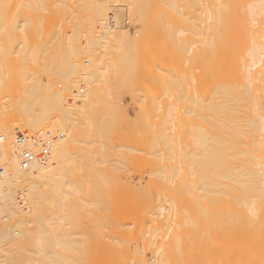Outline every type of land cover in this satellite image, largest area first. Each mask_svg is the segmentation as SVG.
<instances>
[{"label":"bare ground","instance_id":"6f19581e","mask_svg":"<svg viewBox=\"0 0 264 264\" xmlns=\"http://www.w3.org/2000/svg\"><path fill=\"white\" fill-rule=\"evenodd\" d=\"M78 1L83 3V8L88 6L89 11L85 8L86 12L79 14L72 10L71 25L65 33V42H58L65 50L63 67L60 70L62 80L65 77V85L76 73L83 79L79 80L80 84L75 80L77 88L74 90L71 105H64L65 95L61 90H55L52 82H41L33 76L26 78L32 82L24 90L26 99L17 102L18 110L21 108L26 112V116L30 114L31 117H26L27 121L22 118L19 122H9L6 117L12 110L9 111L7 102H0V264H65V261H69L63 252L49 250L50 241L62 245L69 240L64 236L67 231L63 230L65 223L61 214H47L43 207L47 202L57 199L55 194L61 191L62 187L73 186L71 181H75L79 174L82 176L84 168L92 164L107 163L114 149L110 134L116 131L122 122V114L114 95L130 81L129 69L132 61L129 52L136 47V42L132 43L127 28H121L120 12L125 8H112L107 0ZM195 1L124 0L130 5L127 15L138 20L144 15L141 10L148 4L150 7H161L159 4L180 3L191 8L199 2L200 10L198 5L194 7V10L197 8L199 11L195 16L198 22L205 16V13L201 16L200 12L208 10V13L205 11L204 18L209 23V33L206 32L209 38L206 34L205 37L209 39L206 47L210 48V52L207 51V54L210 53V88L209 84L207 85L210 95H205L209 98L206 100L205 97V101L201 99L203 93L202 97H199L200 101L196 99L199 106L197 105L194 111L198 112L197 115L194 113L195 148L192 156L196 172L201 178L198 204L204 208L202 211L207 210L201 214L210 215L212 218L209 216L207 219L213 220V226L208 225L212 227L213 230L209 228V231L213 234L206 231L210 238H213V244L208 242L211 239L207 235L208 244L205 246L208 249H205H210L209 252L215 250L216 253H213V258V254L204 251L201 246L202 239L196 237L192 241L196 240L195 246H201V250L196 253L194 248L195 257L192 255L193 248L190 249L184 244L188 248L185 249L187 253H180L179 249L178 259L170 264H198V258L199 264H209L207 260H211V263L212 259L214 262L211 264H221L219 258L223 256L219 254H223V250L225 258L221 261L224 264H264V0ZM56 4V1L52 3ZM107 12L111 14L107 15ZM1 17L0 15V19ZM193 20L195 21L194 18ZM41 22L46 24V20ZM199 25L194 28H198V32L194 31L202 37L205 32H201L202 26ZM205 27L206 25L203 30ZM23 37L25 38V35ZM57 39L61 42L60 37ZM194 39L200 38L195 36ZM207 39L197 40L200 52L199 56L194 54L199 57L200 62L204 61L200 53L205 51L202 44ZM22 41L24 42L20 45L27 49V42ZM58 43L54 45L53 50L58 48ZM139 43L141 42L138 41ZM6 44V41L0 38V49ZM142 44L145 45L144 41ZM142 44H139V47ZM46 48L49 49L48 46ZM100 49L104 52L107 50L106 55L108 52L111 54L104 57L105 53H101ZM193 49L196 47L192 48V51ZM81 53L85 59L81 57L84 60L82 67L80 65L82 69L78 71V65L81 63L77 64L76 57ZM70 83L68 82L69 85ZM194 85L197 86L195 83ZM196 94L194 98L200 95L198 91ZM207 103L209 107L206 106ZM35 105L38 107L37 111L33 107ZM49 112L59 113L53 122L58 124L60 130L48 129L52 137L49 151L38 156L45 140L34 143L25 138L22 142L14 131L22 128L47 130L42 129V126L51 120ZM40 136L44 138L43 133ZM24 151L37 155L26 167L21 165V154ZM96 167L91 166V170L90 167L88 170L92 172ZM77 169L82 173H76ZM97 169L95 173L86 170L84 175L87 171L89 174H96ZM68 170L71 171L70 174L67 173ZM222 215L224 224L221 225ZM210 220L208 219L209 223ZM51 226L54 230L48 228ZM109 226L108 231L109 228L113 231L112 222ZM98 228L94 230H100ZM97 232L94 231L95 234H98ZM81 233L83 234L81 231L78 235L81 236ZM104 236L106 237L103 232L102 237H94L96 242L101 238L98 242L100 243L107 241ZM220 238L224 241V248L220 244H223ZM104 241L101 243L104 244ZM211 245L215 249L212 250ZM207 254L208 257H213L208 259ZM143 264L169 263L145 261Z\"/></svg>","mask_w":264,"mask_h":264},{"label":"rangeland","instance_id":"374dc122","mask_svg":"<svg viewBox=\"0 0 264 264\" xmlns=\"http://www.w3.org/2000/svg\"><path fill=\"white\" fill-rule=\"evenodd\" d=\"M55 1L57 4L52 5ZM107 1L112 8L120 10L122 7L125 8L120 12L121 28L125 30L127 28L133 40L129 37L130 41L136 42V47L129 52L132 61L129 69L130 81L114 95L122 114V122L120 127L110 134V141L114 146L110 160L107 163L92 164L93 168L96 166L95 169L98 168L96 174H89L91 166L90 170L86 166L88 168H84L83 175L79 174L75 181H71L73 186L62 187L61 191L55 194L57 199L47 202L43 207L47 214H61L65 223L63 230L67 231L64 232V236L66 235L69 240L62 245L50 241L49 250H58L68 256L69 261H65V264H143L145 261L151 263L166 261L170 264L178 259L179 249L182 253L188 248H193L192 255L195 257L201 246L204 251H208L207 253H216L212 245L213 252H209L210 249L206 250L208 247L205 246L209 236L206 231L213 230L209 227L213 226L211 225L213 220H210L212 217L209 215L208 219L211 221L209 223L207 219L209 216L201 214L204 212L202 211L204 208L198 204L201 178L196 172L192 156L195 148L194 118L198 112L194 111L195 107L199 106L197 100L200 101L202 93L204 96L201 99L204 101L205 97L210 95L207 86L210 78L208 69L210 53L207 54V51L210 52V48L206 47L209 44L207 39L209 34H206L209 33L207 27L209 23L204 18L208 10L204 8L207 11H202L203 14L200 12L201 16L204 13L205 16L200 17L203 20L200 19L198 22L195 16L199 11L196 8V13L194 7L198 5L199 8V2L192 5L193 2L191 4L193 8L180 3L159 4L161 7H156L157 5L150 7L148 4L141 10L144 15L138 20L127 15L130 5L124 0ZM38 4L42 5L37 7ZM82 4L78 0H0L2 16L0 38L7 43L0 49V102H7L9 111L12 110L7 113L6 118L9 122H19L22 118L27 121L26 117L30 116L29 113L26 116V112L21 108L18 110L17 105L18 101L26 99L24 90L32 83L26 79L29 76L41 82L47 80L52 82L53 88L61 90L65 95V106H70L73 102L74 90L82 78L76 73L68 81L73 83L70 85L68 82L65 85V77L62 80L60 70L65 56L62 44L71 25L72 10L79 14L85 13L86 9L89 11L88 6L85 9ZM205 5L207 7V4ZM110 14L107 12V15ZM42 19L46 20L45 25L41 24ZM196 22L202 26L201 32H205L202 37L197 33L198 28L194 29L199 25ZM194 35L196 38L208 40L202 44L205 50L204 54L200 53L204 59L202 62L197 57L200 52L197 40L200 39H194ZM132 36L137 38L134 39ZM59 37L61 42L57 41ZM22 40L27 42V49L20 45L24 42ZM138 41L141 42L140 45L144 41L145 45L139 47ZM57 43L58 48L55 47L53 50ZM47 46L50 50L46 48ZM195 47L197 50L192 51ZM100 50L101 53L104 52L103 49ZM106 52L107 50L104 52L105 55L103 54L104 57H109L108 54L111 52L107 53L108 56ZM81 57L85 59L82 53L77 54L76 62L81 63L78 65V71L82 69L84 60ZM194 80L201 81L196 83ZM194 83L199 84L195 86ZM197 91L200 95L194 98ZM207 99L209 98L206 97ZM33 107L37 111V105ZM57 114L59 113L49 112L51 120L46 124L48 126L44 125L42 129L58 130V124L53 122L54 118L58 117ZM18 131L33 133L36 130L22 128L14 132ZM80 169L82 171V168ZM86 170L88 171L84 175ZM78 171L80 170L77 169L76 173ZM70 172L67 171L69 174ZM222 217L223 215L221 221ZM111 222L114 229L111 231L112 228H109V232ZM93 227L96 229L99 227L100 230L97 231L100 232ZM48 228L54 230L52 226ZM90 230L98 234L94 231L91 234ZM81 231L83 234L79 236L78 233ZM103 232L107 241L102 238L104 244L101 243L103 241L98 243L100 238L96 242L94 236L102 237ZM110 236L112 238H109ZM107 237L111 239L110 242ZM196 237L202 239L201 246L196 247V240L192 241ZM212 239L208 242L212 243ZM220 240L224 248V241L221 238ZM224 254L223 250V254L219 255L225 258ZM212 257L210 255L208 259ZM223 257L219 258L221 264ZM197 261L199 264V258ZM210 261L207 260V263L214 262L213 259L211 263Z\"/></svg>","mask_w":264,"mask_h":264},{"label":"built area","instance_id":"2783aa9c","mask_svg":"<svg viewBox=\"0 0 264 264\" xmlns=\"http://www.w3.org/2000/svg\"><path fill=\"white\" fill-rule=\"evenodd\" d=\"M41 133L44 134V138L42 139L41 138ZM17 138L19 140H22V142L26 139H28L29 141H32L34 143L37 142H40V141H43L42 142V145H41V150H40V153L38 156L40 155H45L48 153L49 151V146H50V143H51V139L52 137H50L49 135V130H45V131H42V130H37L35 131L33 134H27L26 131H18L17 133ZM37 157V155H34L32 152L30 151H24L22 154H21V165L22 167H26L32 160H34L35 158Z\"/></svg>","mask_w":264,"mask_h":264}]
</instances>
